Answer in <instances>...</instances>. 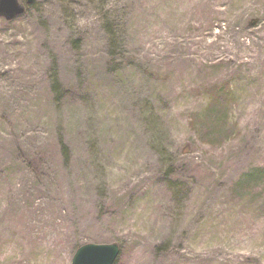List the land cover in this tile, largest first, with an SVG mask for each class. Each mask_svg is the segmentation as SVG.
Here are the masks:
<instances>
[{
    "label": "rangeland",
    "instance_id": "374dc122",
    "mask_svg": "<svg viewBox=\"0 0 264 264\" xmlns=\"http://www.w3.org/2000/svg\"><path fill=\"white\" fill-rule=\"evenodd\" d=\"M167 1L0 16V264H264V0Z\"/></svg>",
    "mask_w": 264,
    "mask_h": 264
},
{
    "label": "water",
    "instance_id": "95a60500",
    "mask_svg": "<svg viewBox=\"0 0 264 264\" xmlns=\"http://www.w3.org/2000/svg\"><path fill=\"white\" fill-rule=\"evenodd\" d=\"M32 0H25L30 4ZM24 12L18 0H0V16L13 19ZM119 254L116 243H85L74 252L71 264H113Z\"/></svg>",
    "mask_w": 264,
    "mask_h": 264
},
{
    "label": "bare ground",
    "instance_id": "6f19581e",
    "mask_svg": "<svg viewBox=\"0 0 264 264\" xmlns=\"http://www.w3.org/2000/svg\"><path fill=\"white\" fill-rule=\"evenodd\" d=\"M170 3H173V1L172 0H170L169 2L167 1V5H169ZM188 4L193 8L194 14L199 12H206L210 10V8L213 9V5H214V4H208V0H188Z\"/></svg>",
    "mask_w": 264,
    "mask_h": 264
}]
</instances>
